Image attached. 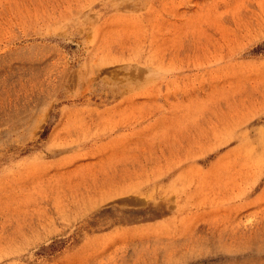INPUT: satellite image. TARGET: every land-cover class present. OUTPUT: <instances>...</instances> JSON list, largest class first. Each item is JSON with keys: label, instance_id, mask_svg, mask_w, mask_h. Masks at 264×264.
I'll return each mask as SVG.
<instances>
[{"label": "rangeland", "instance_id": "1", "mask_svg": "<svg viewBox=\"0 0 264 264\" xmlns=\"http://www.w3.org/2000/svg\"><path fill=\"white\" fill-rule=\"evenodd\" d=\"M0 264H264V0H0Z\"/></svg>", "mask_w": 264, "mask_h": 264}]
</instances>
